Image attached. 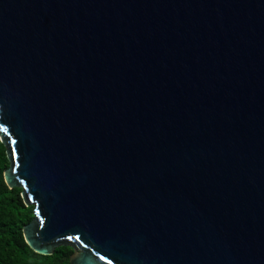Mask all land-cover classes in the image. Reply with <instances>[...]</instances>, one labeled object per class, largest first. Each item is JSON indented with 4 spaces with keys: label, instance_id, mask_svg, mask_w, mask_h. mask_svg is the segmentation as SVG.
<instances>
[{
    "label": "water",
    "instance_id": "water-1",
    "mask_svg": "<svg viewBox=\"0 0 264 264\" xmlns=\"http://www.w3.org/2000/svg\"><path fill=\"white\" fill-rule=\"evenodd\" d=\"M0 139L37 253L264 264V0H0Z\"/></svg>",
    "mask_w": 264,
    "mask_h": 264
},
{
    "label": "trees",
    "instance_id": "trees-1",
    "mask_svg": "<svg viewBox=\"0 0 264 264\" xmlns=\"http://www.w3.org/2000/svg\"><path fill=\"white\" fill-rule=\"evenodd\" d=\"M9 166L6 147L0 139V264H71V246H59L51 255L35 252L26 242L23 226L33 216V206H27L20 187L9 188L4 171Z\"/></svg>",
    "mask_w": 264,
    "mask_h": 264
},
{
    "label": "snow or ice",
    "instance_id": "snow-or-ice-1",
    "mask_svg": "<svg viewBox=\"0 0 264 264\" xmlns=\"http://www.w3.org/2000/svg\"><path fill=\"white\" fill-rule=\"evenodd\" d=\"M5 131H7V129H5Z\"/></svg>",
    "mask_w": 264,
    "mask_h": 264
}]
</instances>
